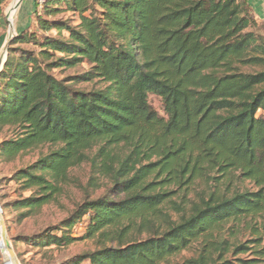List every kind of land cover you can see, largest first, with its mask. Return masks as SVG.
<instances>
[{
	"label": "trees",
	"instance_id": "trees-1",
	"mask_svg": "<svg viewBox=\"0 0 264 264\" xmlns=\"http://www.w3.org/2000/svg\"><path fill=\"white\" fill-rule=\"evenodd\" d=\"M65 12L79 23L51 20ZM254 28L246 0H35L0 72V131H13L0 160L53 149L10 179L37 192L4 211L19 222L39 214L84 164L105 192L29 243L96 242L60 264H165L193 249L183 264H264V36Z\"/></svg>",
	"mask_w": 264,
	"mask_h": 264
},
{
	"label": "rangeland",
	"instance_id": "rangeland-1",
	"mask_svg": "<svg viewBox=\"0 0 264 264\" xmlns=\"http://www.w3.org/2000/svg\"><path fill=\"white\" fill-rule=\"evenodd\" d=\"M14 0H3V8L0 12V19L4 23L3 27V43L9 38V32L11 23L8 20V10ZM19 0L14 5L17 9L12 13V26L14 27L15 38L18 35V24L21 21L19 16ZM66 7H64V10ZM66 11V10H65ZM52 21H69L72 25L79 23V17L71 12H65L55 18ZM260 27L256 24V32L261 34ZM32 31L34 29L32 28ZM52 35L56 36V32H52ZM63 37L67 38L68 33H63ZM89 70V66L83 64L77 68L68 69L64 71H54V74L59 79L66 77H72L77 74H81ZM97 86V85H96ZM85 88H92L93 85H85ZM98 87V86H97ZM149 102L152 107L159 113L161 117H165L163 104L161 99L156 96L150 95ZM13 138V131L11 129H5L0 131V143L4 140ZM53 147L43 146L33 151L22 154L20 157L13 161L0 160V212L3 222L5 223L6 234L9 243L14 250L20 264H60L66 259H70L76 255L93 252L96 250V242L93 240H85L71 245L68 248L57 249L52 246L43 250L33 247L28 239L41 231L47 229L50 226L56 225L66 219L86 198L94 199L104 195L105 189L95 190L89 185L90 167L87 164L76 168L70 173V182L64 186L62 194L57 200L48 206H45L42 211L30 218L25 219L23 222L18 221L19 213L12 211H4V206L7 203H11L20 198H28L35 194L37 191H23L19 184H16L10 179L14 174L29 167L39 158L46 155L51 151ZM241 188L253 189L254 186L246 182L241 184ZM74 237H82L84 235V226L78 225L72 232ZM21 237L22 242H18L17 238ZM143 235L142 238H145ZM195 250H190L182 253L180 256L171 259L165 264H183V262L195 256ZM4 254L0 248V264H4Z\"/></svg>",
	"mask_w": 264,
	"mask_h": 264
},
{
	"label": "crops",
	"instance_id": "crops-1",
	"mask_svg": "<svg viewBox=\"0 0 264 264\" xmlns=\"http://www.w3.org/2000/svg\"><path fill=\"white\" fill-rule=\"evenodd\" d=\"M249 4L255 23L261 28V34L264 36V0H246ZM19 16L21 21L18 24V32H22L29 27L33 20L35 11V0H25L19 7ZM3 27L4 23L0 19V50L3 46Z\"/></svg>",
	"mask_w": 264,
	"mask_h": 264
},
{
	"label": "bare ground",
	"instance_id": "bare-ground-1",
	"mask_svg": "<svg viewBox=\"0 0 264 264\" xmlns=\"http://www.w3.org/2000/svg\"><path fill=\"white\" fill-rule=\"evenodd\" d=\"M17 0H14L13 3L10 5V9L8 10V20L9 22L11 23V28H10V32H9V38L14 34V27L12 26V13L17 9V6L14 5L16 3ZM21 0H19L20 2ZM21 6V4L19 3V7ZM0 215H1V212H0ZM9 243V240H8V237H7V234L3 231V228H2V223H1V217H0V248L3 252V254L5 255L4 256V259L6 261V264H16L15 260L11 257L10 255V251L8 249V244Z\"/></svg>",
	"mask_w": 264,
	"mask_h": 264
},
{
	"label": "water",
	"instance_id": "water-1",
	"mask_svg": "<svg viewBox=\"0 0 264 264\" xmlns=\"http://www.w3.org/2000/svg\"><path fill=\"white\" fill-rule=\"evenodd\" d=\"M24 1H25V0H21V1H20V4L22 5ZM14 39H15V35L13 34L10 38H8V39L4 42V44H3V46H2V48H1V50H0V72H1V70H2V68H3V66H4V63L6 62L7 55H8V49H9V47H10V45H11V43H12V41H13ZM1 213H2V210H1ZM0 217H1V223H2L3 231L6 233L5 223L3 222V219H2V216H1V215H0ZM7 244L9 245V246H8V249H9V251H10V255H11V257L15 260L16 264H20V262H19V260H18V258H17V256H16L14 250L12 249V247H11V245H10V243H7ZM4 264H6L5 259H4Z\"/></svg>",
	"mask_w": 264,
	"mask_h": 264
},
{
	"label": "built area",
	"instance_id": "built-area-1",
	"mask_svg": "<svg viewBox=\"0 0 264 264\" xmlns=\"http://www.w3.org/2000/svg\"><path fill=\"white\" fill-rule=\"evenodd\" d=\"M2 8H3V0H0V12H1Z\"/></svg>",
	"mask_w": 264,
	"mask_h": 264
}]
</instances>
